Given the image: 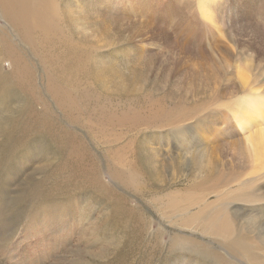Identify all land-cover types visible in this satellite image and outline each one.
Here are the masks:
<instances>
[{
    "label": "rangeland",
    "instance_id": "1",
    "mask_svg": "<svg viewBox=\"0 0 264 264\" xmlns=\"http://www.w3.org/2000/svg\"><path fill=\"white\" fill-rule=\"evenodd\" d=\"M36 5L44 23L33 27L31 47L0 16V80L16 61L26 67L14 74L24 85L12 89L7 108L18 117L28 107L31 124H51L72 141L104 190L65 192L52 175L69 154L62 144L17 133L0 158V264H34L26 246L38 243L39 227L59 237L75 224L81 234L69 244L84 243L79 264H102L100 253L118 248L110 263L264 262L253 237L264 235V150L254 151L264 131V0ZM48 81L66 104L47 93ZM44 172L42 194L24 199L17 182ZM223 212L234 246L208 229V218ZM100 216L107 225L94 233ZM238 226L253 240L250 256L237 249ZM32 257L42 260L41 249Z\"/></svg>",
    "mask_w": 264,
    "mask_h": 264
},
{
    "label": "bare ground",
    "instance_id": "2",
    "mask_svg": "<svg viewBox=\"0 0 264 264\" xmlns=\"http://www.w3.org/2000/svg\"><path fill=\"white\" fill-rule=\"evenodd\" d=\"M36 1L37 0H0V16L5 22V25L8 26V28L11 29L23 42L29 44L30 47L33 45V41H32L33 27L44 23V17L42 18L41 21L38 20L37 18L38 14H42L40 12L43 11L41 6L36 5ZM242 29L243 28L239 30ZM9 50L12 51V48H9ZM15 66L16 67L12 75L8 76L5 79L0 80V158L2 159L3 154L7 150L12 148V144L14 142V138L17 133L20 134V136H26L27 138H30L33 134H40L47 138L50 135H52V137H55V139L62 144L63 151L65 150L66 152L69 153L66 157L65 165H57L53 169L52 175L54 176V182L56 183L57 180L58 182L56 184H59V187L60 185L63 187H69L68 191H65L67 193L75 192L83 188L89 190H96V188H100L101 190H104V185H102L100 182L97 168L94 167L93 169H91L93 170L91 171V175L88 173L89 170L87 172L86 169H84L85 166L87 165V160H85L84 157L80 156L79 153L75 152L72 146L73 145L72 141H69L63 134H60L57 130L52 131L53 126H51V124H46L44 122L40 124L38 123L31 124V122H33V118H31V114L30 117L25 116L31 113L28 107L22 108L19 111L18 117H15L13 112L11 113L8 110L7 105L11 100L14 99L12 89L16 85H24L22 79L17 78L14 74L18 73V75H23L26 70V67L23 64L18 63L17 61L15 63ZM46 91L53 97L56 103L66 104L67 98L65 97V93L54 82L52 81L47 82ZM257 139H260L261 141H255L257 146L254 148L255 152L264 150V131L257 136ZM18 142L21 141L18 139ZM52 166L53 165L51 164L49 166V169H52ZM57 171H60V174L58 176H56ZM115 177L120 181L126 178V177L123 178L124 176L117 173L115 174ZM47 178L50 177H48L47 173L45 174L44 172L41 178L37 179L36 182L33 183L32 174L29 173L25 174L19 180V182H17L20 184V189H21L19 191L20 195L22 194L24 199L29 195H32V193L36 195H41L42 193L38 189L42 188L41 182L47 181L46 180ZM128 178L125 179V181L128 180ZM23 197L20 198L22 199ZM168 205H172V204H168ZM35 209L36 207H33V210ZM74 210H80V207L79 206L74 207ZM90 213L91 212H87L84 214V216ZM228 215H226V213L223 212L220 214H215L210 216L208 218V229L212 234L219 236L224 241H226L225 245L234 246L235 245L234 241L232 239H229L228 237L232 228L231 225L232 221L228 218ZM95 224L96 227L94 233H97L99 227L107 225V219L105 217L100 216ZM234 224L239 225L240 222ZM75 227L70 228L72 231L69 230L67 236H59V237H57V235L55 236L51 231L49 232V230H45L46 227L43 228L39 227L40 233H37L38 243L35 244V246H33L32 243L27 244L26 246L27 248L32 249L30 251L27 250V255L30 256L28 257L29 260L32 261L34 264H39L41 262L44 263L45 260L51 258V256L53 255L56 256L55 254H57L56 258L52 259L53 262L51 264H79L78 260L80 259V257L85 256V251L81 246L84 245V243L77 241L72 245L69 244L70 238H75L76 236V238L79 239L78 236L81 234V233L79 234L76 233ZM92 227L93 226H90L89 230ZM239 228L240 227L238 226V228L236 229L237 249L238 250L242 249V251H245V254L250 256V254H252V251L255 249L253 248V245L251 246L253 240L251 237H248L246 234L241 235L238 231ZM23 232L25 233V235H29V236L31 235L27 231H23ZM89 234L90 233H88V235ZM253 237L258 240L256 241L260 245L259 247L262 246L264 248V235L262 233H257ZM39 249H41V256L43 257L42 260H39L36 257H32V255H35L37 251H39ZM118 250L119 248L117 250H113L112 253H106L105 256H103L102 252L100 251L101 252L100 256L102 257L100 258L101 263L113 264V262L110 263V261ZM61 254L67 255L66 256V259L68 260L67 262ZM254 261H256V263L258 264L257 259H255ZM80 264L83 263L80 262ZM259 264H264V262L259 261Z\"/></svg>",
    "mask_w": 264,
    "mask_h": 264
}]
</instances>
